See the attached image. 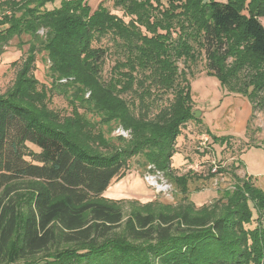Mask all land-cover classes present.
Instances as JSON below:
<instances>
[{
    "label": "trees",
    "instance_id": "trees-1",
    "mask_svg": "<svg viewBox=\"0 0 264 264\" xmlns=\"http://www.w3.org/2000/svg\"><path fill=\"white\" fill-rule=\"evenodd\" d=\"M55 1L0 0V56L14 38L27 46L0 94V264H264L254 178L235 176L221 200L195 206L187 194L200 176L171 167L182 128L199 118L188 79L199 59L252 114L264 111V0H112L122 17L86 0L47 9ZM104 36L120 54L106 81L108 48L94 45ZM41 53L47 89L33 74ZM54 95L70 114L49 108ZM136 157L181 198L129 200L124 220L128 200L103 194Z\"/></svg>",
    "mask_w": 264,
    "mask_h": 264
},
{
    "label": "rangeland",
    "instance_id": "rangeland-1",
    "mask_svg": "<svg viewBox=\"0 0 264 264\" xmlns=\"http://www.w3.org/2000/svg\"><path fill=\"white\" fill-rule=\"evenodd\" d=\"M166 1L162 0L163 4ZM86 2L91 11L101 5L112 14L122 17V13L113 7L112 0H86ZM58 6L59 0H56L53 4H48L47 9ZM123 20L127 22L128 18H123ZM17 44L18 39H12L0 56V94L11 87L17 67L25 56L27 46L19 49ZM94 45L95 47L108 48L101 73L102 79L106 81L109 79L110 70L120 54L109 36L102 37L101 41ZM48 65L45 55L38 54L33 74L39 87L46 89L50 86ZM178 67L186 71L189 70L182 62L178 63ZM191 70L193 77H187L191 83L193 107L196 115L199 112L202 115L196 121L190 122L182 128L175 143L177 152L171 161V167L176 169L177 173L183 174L190 170L200 176L190 181L188 199L195 206L208 204L217 199L221 200L223 191L231 189L236 182L235 176L242 178L244 175L254 178L255 186L264 193V111H256L251 115L247 136L232 137L223 144L211 142L209 136H234L235 110L246 98L239 93L228 91L216 77L207 75L205 59H199L194 66H191ZM62 97L61 95L51 96L48 105L52 110L62 115H68L71 113V107ZM78 111L81 112V110ZM88 117L91 116L88 115ZM116 133H120V128L113 135H117ZM124 133L126 134V132ZM203 136H208L207 142L203 143ZM28 146L31 150L38 152L36 147ZM179 157H181L180 165L174 166ZM140 163V159L137 157L128 161L125 174L114 179L103 194L108 199L128 200L122 205L124 220L129 216L131 210L130 201L146 203L156 200L162 203L176 204L181 198V194L161 174L157 181L161 186L169 185L167 190H160L155 184H148L145 176L149 173V166L143 169ZM218 168L221 172H216ZM209 169V173H214V177L205 180ZM149 174L154 177L159 175L151 172ZM256 218L257 215L254 211L252 212L251 225H247L246 228H254ZM261 225L264 226V217L261 220Z\"/></svg>",
    "mask_w": 264,
    "mask_h": 264
},
{
    "label": "crops",
    "instance_id": "crops-1",
    "mask_svg": "<svg viewBox=\"0 0 264 264\" xmlns=\"http://www.w3.org/2000/svg\"><path fill=\"white\" fill-rule=\"evenodd\" d=\"M260 23L264 27V17L259 18ZM243 99V98H242ZM236 114V120H235V126L233 129L234 136H209L211 139V142H213V138H229L232 139V137H239V136H247V130H248V122L250 120V117L252 115V106L247 101V99H243L240 103V106L235 110ZM227 141V140H225ZM223 144V143H222ZM181 163V157H179L176 160V163H174V166H179Z\"/></svg>",
    "mask_w": 264,
    "mask_h": 264
},
{
    "label": "built area",
    "instance_id": "built-area-1",
    "mask_svg": "<svg viewBox=\"0 0 264 264\" xmlns=\"http://www.w3.org/2000/svg\"><path fill=\"white\" fill-rule=\"evenodd\" d=\"M120 134L121 135H123V136H126L127 135V133L125 134L123 131H121L120 130ZM202 140H203V143H204V141L205 142H207L208 141V136H203V138H202ZM148 170H149V173L151 172V173H153V174H159L158 176H155L154 177V175H151V174H147L146 176H145V180L147 181V183L148 184H153V182H154V180L157 178V180L160 178V174L161 173H159V172H157V171H151V170H154V168L152 167V166H149L148 167ZM213 171H214V169H213ZM162 175V174H161ZM162 177H163V175H162ZM164 178V177H163ZM160 185V184H159ZM155 186H156V184H155ZM161 186V185H160ZM162 187V189H165V190H167L170 186L169 185H167V184H164L163 186H161ZM162 189H160V190H162Z\"/></svg>",
    "mask_w": 264,
    "mask_h": 264
},
{
    "label": "bare ground",
    "instance_id": "bare-ground-1",
    "mask_svg": "<svg viewBox=\"0 0 264 264\" xmlns=\"http://www.w3.org/2000/svg\"><path fill=\"white\" fill-rule=\"evenodd\" d=\"M153 184H156V187L158 189H162V187L159 185L158 181H157V178L154 180Z\"/></svg>",
    "mask_w": 264,
    "mask_h": 264
},
{
    "label": "water",
    "instance_id": "water-1",
    "mask_svg": "<svg viewBox=\"0 0 264 264\" xmlns=\"http://www.w3.org/2000/svg\"><path fill=\"white\" fill-rule=\"evenodd\" d=\"M200 113V114H199ZM197 115H196V112L194 111V114L196 115V116H198V117H201V112H199Z\"/></svg>",
    "mask_w": 264,
    "mask_h": 264
}]
</instances>
